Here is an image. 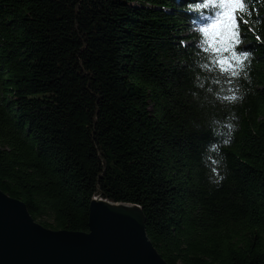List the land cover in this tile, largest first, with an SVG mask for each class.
Returning <instances> with one entry per match:
<instances>
[{
	"label": "trees",
	"instance_id": "1",
	"mask_svg": "<svg viewBox=\"0 0 264 264\" xmlns=\"http://www.w3.org/2000/svg\"><path fill=\"white\" fill-rule=\"evenodd\" d=\"M207 2L0 0V188L53 230L138 204L169 264H264V0L238 76Z\"/></svg>",
	"mask_w": 264,
	"mask_h": 264
},
{
	"label": "water",
	"instance_id": "2",
	"mask_svg": "<svg viewBox=\"0 0 264 264\" xmlns=\"http://www.w3.org/2000/svg\"><path fill=\"white\" fill-rule=\"evenodd\" d=\"M146 221L138 204L95 196L89 231L53 230L0 188V264H169L150 239Z\"/></svg>",
	"mask_w": 264,
	"mask_h": 264
},
{
	"label": "snow or ice",
	"instance_id": "3",
	"mask_svg": "<svg viewBox=\"0 0 264 264\" xmlns=\"http://www.w3.org/2000/svg\"><path fill=\"white\" fill-rule=\"evenodd\" d=\"M252 0H248L251 3ZM205 8H211L208 13L210 19L205 21L204 26L200 28L204 39L201 41V47L205 51L222 53L228 52L227 57H216L214 62L220 67L221 71L230 72L232 76H238L239 70L245 67L244 61L248 60L250 53L241 50L235 51L236 45L240 43L239 24L247 23L243 20V15L237 18V13H247L245 0H208L203 5ZM238 97L233 93L225 97L228 100H236Z\"/></svg>",
	"mask_w": 264,
	"mask_h": 264
}]
</instances>
